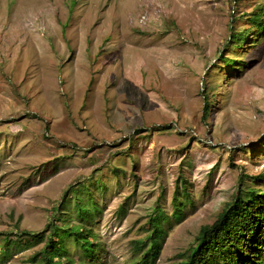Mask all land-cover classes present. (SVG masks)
Wrapping results in <instances>:
<instances>
[{
  "label": "rangeland",
  "instance_id": "374dc122",
  "mask_svg": "<svg viewBox=\"0 0 264 264\" xmlns=\"http://www.w3.org/2000/svg\"><path fill=\"white\" fill-rule=\"evenodd\" d=\"M263 3L0 0L2 264H33L45 242L19 238L48 223L73 241L91 228L95 264H129L156 207L155 264H175L239 188H264V31L248 21Z\"/></svg>",
  "mask_w": 264,
  "mask_h": 264
},
{
  "label": "trees",
  "instance_id": "16d2710c",
  "mask_svg": "<svg viewBox=\"0 0 264 264\" xmlns=\"http://www.w3.org/2000/svg\"><path fill=\"white\" fill-rule=\"evenodd\" d=\"M248 21L258 32L264 31V3L257 6ZM250 30L248 27L233 32L230 38L234 43L244 42ZM222 61L225 66L234 67L236 63L228 57H223ZM206 104L210 105V101L207 100ZM255 178L264 186V174H259ZM173 206L175 208L173 216L179 219L181 204L178 203L177 194L173 198ZM166 219L163 211L156 207L148 219L151 231L145 239L135 241L139 256L129 264H155L168 232L162 225ZM94 235L91 228L83 226L76 234L75 242L71 236L68 239H56L57 232L48 223L35 234L22 232L19 239L24 238L28 244L45 242L42 249L32 256L33 264H95L100 244H97L99 241L96 236L93 237ZM91 237L94 242L88 240ZM82 238L87 245L83 244L86 247L85 251H81L76 244ZM2 239L0 264L6 260L10 245L6 237L3 236ZM57 241L63 242L68 248L67 243L71 241L82 252L80 258L84 259L74 260L69 256V249L66 247L62 251L57 250ZM86 259L92 261L86 262ZM175 264H264V188H239L235 197L218 213L215 220L200 227L194 245Z\"/></svg>",
  "mask_w": 264,
  "mask_h": 264
}]
</instances>
